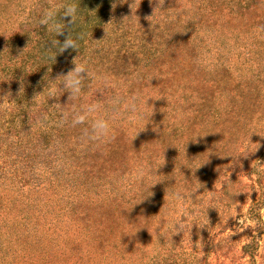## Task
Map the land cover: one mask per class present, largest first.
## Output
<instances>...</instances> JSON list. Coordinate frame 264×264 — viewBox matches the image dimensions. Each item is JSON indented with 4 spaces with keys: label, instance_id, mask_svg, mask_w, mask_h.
<instances>
[{
    "label": "rangeland",
    "instance_id": "rangeland-1",
    "mask_svg": "<svg viewBox=\"0 0 264 264\" xmlns=\"http://www.w3.org/2000/svg\"><path fill=\"white\" fill-rule=\"evenodd\" d=\"M250 1H254L251 8ZM34 2L13 0L12 9L17 4L29 6ZM89 2L91 10L79 14L80 20H85L84 16L93 18L92 31L82 34L88 47L86 41L96 44L102 38L105 42L120 26L116 14L128 8H138L136 23L149 17L146 29L154 27L157 19L164 26L163 18H171L182 10L180 19L168 27V35L183 32L165 39L162 36L159 49H166L159 53L154 68L143 70L153 77L161 70L160 64L166 67L176 58L182 60L178 45L184 35L190 37V59L175 77V83L170 80L166 85L168 91L174 85L172 97L149 98V104L145 103L149 95L160 97L161 82L155 76L141 93L125 100L123 108L127 113L122 115L119 110V116L115 114L111 132L122 130L123 147L121 154L112 157L118 163H107L114 174L83 184L77 180L83 176L76 175L73 165L65 164L66 182L50 184L55 178L43 172V163L36 162L30 170L35 174V183L43 184L41 190L24 186L22 192L13 191L10 188H19L21 182L11 175L13 162L0 151V179L10 183L7 189L0 188V222L5 217L12 226L9 232L0 229V239H4L0 240V264H264V23L254 22L257 14L264 15V0H163L162 10L158 7L161 0ZM243 2L249 5L248 9L236 13ZM189 17H198L199 22L188 21L184 28ZM95 20L102 25H94ZM108 22L117 26L113 29V24L107 26ZM202 34L208 37L204 41L200 40ZM205 58L212 61L211 71L196 67L197 59ZM178 83L186 88L188 83V88L178 89ZM186 94L189 99L183 105L178 100ZM199 96L205 98L200 106ZM133 102L136 110L145 115L138 116L128 109L127 105ZM152 110L150 122L146 123V114ZM144 125L136 138H141L140 144L147 141L152 156L135 161L130 157L129 138ZM253 130L256 133L251 134ZM197 134L205 135L195 141ZM140 144L134 148L141 150ZM248 152L251 153L246 157H238L239 164H233L238 153ZM229 155L233 159L224 157ZM120 164L124 168L117 171ZM17 166L20 168L21 163ZM163 178L170 179L157 182L148 190L149 184ZM196 188V194L187 195ZM231 188L247 194L232 199L227 194ZM176 192L184 193L183 197L176 199ZM128 199L130 208L136 207L146 223L144 243L133 254L127 250L124 253L125 258H131L123 262L113 253L106 257L98 253L94 243L84 239L80 242L78 231L82 223L76 219L79 214L86 212L95 218L111 203L126 209ZM161 217L164 224L157 232ZM174 221L184 226L183 232L173 234ZM48 230L51 236L46 233ZM25 231L32 232L30 240L22 237ZM254 241L258 245L252 258L243 246Z\"/></svg>",
    "mask_w": 264,
    "mask_h": 264
},
{
    "label": "trees",
    "instance_id": "trees-1",
    "mask_svg": "<svg viewBox=\"0 0 264 264\" xmlns=\"http://www.w3.org/2000/svg\"><path fill=\"white\" fill-rule=\"evenodd\" d=\"M12 1L0 0V151L2 155L9 157L13 162L15 166H12L11 175L21 182L19 188L12 187L10 189L22 192L24 186H31L36 191L41 190L43 184L35 183V174L30 170L36 162L43 163L46 166L43 172L49 173L51 177L55 178L54 181L51 179L50 184L58 185L66 182L68 174H63L65 164L73 165L76 175L83 176V179H77L82 180L83 184L89 180L92 182L94 179L114 174L113 169L111 170L107 163L112 161V166L118 163L112 157L121 154L122 130H115L107 143L99 146L89 145L85 148L79 142L81 129L84 126L72 128L66 123L60 124L59 113L69 112L79 105L104 104L105 100L100 97V94H94L101 83L106 80L111 85V91L105 92V96L114 94L121 98L119 110L123 115L125 100L136 97L143 91L147 81L154 80L143 69L154 68V62L157 65L156 58L160 57L159 53L166 49H159L161 37L163 36L164 39L169 37V28L160 25V27L152 26L146 29L145 24L149 17H144V22L136 23V17L140 16L138 8L136 10L128 8L116 14L119 19L117 22L120 24L119 27L115 25V22H108L107 26L113 24V29L117 26L115 31L105 38V42H109V44L102 42L101 38L100 42L102 43L93 44L86 41L88 47L83 42L82 34L92 31L90 22L93 25V18L81 16L85 20H80L79 14L87 9L91 10L88 8L89 0H35L34 4L29 6L17 4L13 9ZM253 2L250 1V8L253 6ZM65 6L77 10L74 13L77 23L73 22V25L62 29L63 34H52L51 31L53 27L59 28L63 23L67 25V19L61 17L59 13L57 15L58 23L55 25L50 23L49 31L46 25H38L39 17L43 13L58 11ZM248 6L246 2L239 4L236 13L240 14V11H245ZM255 17L254 22L259 25L264 23L263 14H257ZM97 23L95 20L94 25ZM69 30L73 35L78 32L81 37L77 40L78 49L69 48L60 52L52 46L51 40L56 39L62 43L69 34ZM28 31L31 34L26 33ZM69 38L73 39L74 37L70 36ZM188 41H190V37L184 35L178 45V48L180 46V50L183 52L182 60L176 58V61L172 60L166 67L165 64H160L161 70L155 74L161 82L162 91L159 89L158 93L161 98L169 99L170 96H173L172 92L176 91L174 85L169 91L166 85L170 80L171 84L175 83V77L180 75L179 71L184 69L185 62L189 61L191 51ZM141 49L147 53L150 52L146 54ZM74 63L77 67H86L91 79L87 82L88 86L82 90L80 100H75L72 97L67 100L68 93L61 92L62 90L57 86L59 87V82L65 79L63 75L74 67ZM47 84L50 88L46 87L42 92ZM177 86L178 89L186 90L188 83L187 88L181 83H178ZM48 91H53L59 97L49 98L46 102L45 96ZM187 98L189 99V94L184 95L178 101L185 105ZM204 101L205 98L199 96L197 104L200 106ZM54 103L58 104L52 105ZM127 112L126 110L125 113ZM41 113L47 117V120L40 119ZM129 139L132 160L142 161L152 156V150H148L146 146L147 141L142 140V145V143L140 144L141 138ZM136 144H140L142 149L136 150L134 148ZM100 158L102 161L98 162ZM19 163H21L20 168L17 166ZM122 167L123 165L120 164L117 171L122 170L124 168ZM8 182L5 179H0V188L7 189L10 186ZM127 204L126 209L130 210H124L125 208L121 204L111 203L102 212L97 213L95 218L86 212L79 214L76 219L82 223L81 229L78 231V235L81 237L80 242L84 239L88 243H94L96 249L99 250L98 253L106 257L113 253L123 262L131 258V255L125 258L124 253L130 251L129 253L133 254L134 250L144 243L143 240L146 237L143 234L144 229L141 227L146 226V223H143L142 214L136 207L130 208L129 199ZM253 205L256 206L257 203ZM253 205L250 213L253 211ZM3 219L0 222V229L3 228L4 231L9 232L12 226L8 224L7 219ZM26 233V231L23 232L22 237L30 240L32 232ZM46 233L50 235L49 230ZM2 236L3 231L1 230L0 238ZM257 245L258 243L254 241L244 245L243 250L253 258V249ZM249 248L250 252H248ZM81 257L79 256V258Z\"/></svg>",
    "mask_w": 264,
    "mask_h": 264
},
{
    "label": "clouds",
    "instance_id": "clouds-1",
    "mask_svg": "<svg viewBox=\"0 0 264 264\" xmlns=\"http://www.w3.org/2000/svg\"><path fill=\"white\" fill-rule=\"evenodd\" d=\"M162 2H163V0H161V3L158 6L160 10H162L161 9ZM60 10H63V11L61 12ZM76 11L77 10L72 8V7L65 6V7H62L61 9H59L58 11H49V12L43 13L39 17L38 25H46L47 26V30L49 31V24L50 23H52L53 25L58 23L57 22V15L59 13L61 17L67 19V25L63 23L62 26H60L59 28L53 27L51 31H52V34H63L62 33V29H65L68 26L73 25V22L77 23V20L74 18V13ZM182 14H183V11L181 10V11H177L175 14H173L171 16V18L166 16L165 18H163L164 26L165 27H170L174 22H176V21H178L180 19ZM188 21H192V22L196 23L197 21L199 22V18L198 17L197 18L189 17L188 19H186L184 21V28H185V24ZM160 25H161V20L160 19H157V20L154 21V27H160ZM175 32H183V31H173L170 34V36L173 33H175ZM70 36H73L74 38L70 39L69 38ZM207 38L208 37H207L206 34H202L200 36V40L201 41H204ZM79 39H81V37H79L78 32L75 33V35H73L71 33V31L69 30V34L63 40L62 43L58 42L56 39H52L51 40V44H52L53 47H56L58 51L63 52L64 50L69 49V48L78 49L77 40H79ZM196 67L199 70L211 71L212 70V61L209 58L197 59ZM70 73H71V75H70ZM63 76L65 77V79H63V80H61L59 82V87L57 86V88L61 89L62 90L61 92H67L68 93L67 100H69L70 97L74 98L75 100H80L81 99V95L80 94H81L82 90L85 89L88 86L87 82L91 79V77L89 76L88 69L86 67H84V66L77 67L76 64L74 63V67L70 71H68L65 75H63ZM153 77H155V76H153ZM46 87L50 88V86L47 84V86H45L43 88L42 92H44ZM110 91H111V85L109 84L108 81L105 80L96 89V94L99 93L100 97L105 100L104 104L90 103V104H87V105H79L77 107H74L69 112H60L59 113V115L61 116V120L59 121L60 124H65L66 123L69 126H71L72 128H77V127H80V126H84L81 129V135L79 137V142L85 148H87L89 145H97V146H99L101 144L107 143L111 139V135H112L111 129H112V126H113L112 121H114L115 118H116L115 114H118V112H119V107H120V104H121V98L116 96V95H114V94L105 96V92H110ZM52 97H59V96L55 95V93L53 91H48L47 95L45 96L46 102L48 101L49 98H52ZM149 98H151L152 100H157V99H159L161 97H154V96L149 95V96H147L145 98V103L146 104H149V103H147ZM56 104H58V103H54L52 105H56ZM127 107H128L129 110L136 112V114L138 116L145 115V114L139 113L136 110V106H135L134 102L132 104L127 105ZM100 113H102V114H100ZM152 113H153V110L151 111V113L146 114L147 115V122L146 123L150 122V117H151ZM40 119L41 120H47V117L43 113H41ZM146 123H145V125H146ZM145 125H144V127L142 129H139V130H137L135 132V135L132 137V140H133L134 137L137 136V134H138V132L140 130H143L145 128ZM254 132L255 131L253 130L251 132V134L254 133ZM206 134H208V133H206ZM204 135L197 134L196 137H195V141H196L198 136L203 137ZM262 137H264V136H262ZM195 141H193V142H195ZM164 151H165V149H164ZM249 153H251V152H248L247 154L238 153L236 158H235V160L237 162H235L233 164H239L240 161H239L238 157H246ZM208 156H209V154H208ZM224 157H231V159H233V157L230 156V155L229 156H224ZM206 161H204L202 164L197 166L194 169V171L197 168H199L200 166H202L203 164H205ZM162 164H160V166ZM233 164L229 166L230 169H232ZM181 165H184L186 168H189V169L193 170L192 167H189L186 164H181ZM139 178H140V180L142 182L143 181V176L141 175ZM167 179H170V178H163L161 180L156 181L153 184H149L148 185V190L150 189V187L152 185L156 184L157 182H161V181H164V180H167ZM225 187H227V185ZM198 188H201V187H198ZM198 188H196L193 191L187 193V195L192 197L193 194L197 193V189ZM241 193L247 194V193L243 192L241 189H238V188L229 189L227 194L233 199L234 196H236L238 194H241ZM173 195L175 196L176 199H181L183 197L184 193L176 192ZM145 197H147V196H145ZM145 197L142 198L140 201L144 200ZM195 197H196V195H195ZM140 201H138L137 203H139ZM137 203H135V204H137ZM135 204H133V205H135ZM124 210H130V209H124ZM163 224H164V218L161 217L160 222L156 226V231L157 232H159V230L163 226ZM193 224H195V223H193ZM192 225H191V227H192ZM172 227L174 229H176V231H174L173 234H177V233L183 232V230H184V226L181 223H179V221H174L172 223ZM141 228H144V227H141Z\"/></svg>",
    "mask_w": 264,
    "mask_h": 264
}]
</instances>
